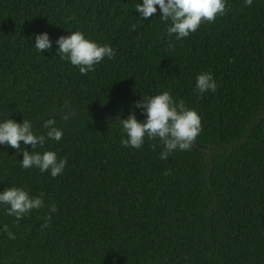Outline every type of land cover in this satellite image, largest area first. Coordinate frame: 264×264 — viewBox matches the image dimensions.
Segmentation results:
<instances>
[{
  "label": "trees",
  "instance_id": "1",
  "mask_svg": "<svg viewBox=\"0 0 264 264\" xmlns=\"http://www.w3.org/2000/svg\"><path fill=\"white\" fill-rule=\"evenodd\" d=\"M136 2L0 0V120L41 134L54 118L63 135L43 147L66 160L53 178L0 145V191L43 201L18 220L0 205V264H264V0H226L180 40ZM76 30L114 57L82 75L54 43L30 47L34 33L54 42ZM201 72L215 92H195ZM165 90L200 117L190 148L161 160L158 140L122 147L117 115L143 121L131 105Z\"/></svg>",
  "mask_w": 264,
  "mask_h": 264
},
{
  "label": "clouds",
  "instance_id": "2",
  "mask_svg": "<svg viewBox=\"0 0 264 264\" xmlns=\"http://www.w3.org/2000/svg\"><path fill=\"white\" fill-rule=\"evenodd\" d=\"M225 3L226 0H140L135 3L134 10L140 18L158 17L164 24L166 34L180 40L195 32L201 23H211L217 16L223 15ZM244 3H251V0H244ZM157 8L159 15L154 16ZM70 19L68 17L65 23ZM67 33L66 36L57 37L54 42L46 32L34 33L30 37V40L34 38V44L30 47L41 55L54 43L55 56L75 66L82 75L92 71L102 59L110 60L115 55L112 46L97 43L79 30ZM216 88L211 72H201L195 76L194 90L198 95L215 92ZM131 109L139 110L144 119L138 121L132 110L123 119L117 115L115 119L118 118L122 134L121 146L140 149L145 139L158 140L162 145L159 152L161 160L167 159L173 151L188 150L201 130L200 117L196 111L186 108L183 101L174 102L166 90L151 96L141 95L140 100L131 105ZM74 114L69 110L61 114V119L67 120L69 115ZM41 127L45 131L37 134L30 120L22 119L19 123L9 117L0 120V145L6 144L18 150L22 158L17 163L21 169H38L40 173L47 172L55 178L64 170L66 160L58 158L55 151L46 150L43 146L47 140L60 141L63 131L56 126L54 118L43 120ZM24 146H28V150ZM37 148L41 151L34 150ZM0 205H6L5 213L18 220L31 210L39 209L43 201L39 196H31L24 188L13 186L0 191ZM3 230L9 239L15 238L6 225Z\"/></svg>",
  "mask_w": 264,
  "mask_h": 264
}]
</instances>
